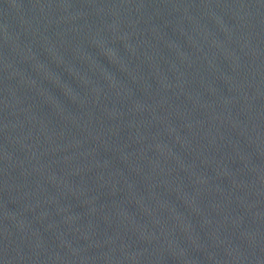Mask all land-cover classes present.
<instances>
[{
	"label": "water",
	"instance_id": "1",
	"mask_svg": "<svg viewBox=\"0 0 264 264\" xmlns=\"http://www.w3.org/2000/svg\"><path fill=\"white\" fill-rule=\"evenodd\" d=\"M0 264H264V0H0Z\"/></svg>",
	"mask_w": 264,
	"mask_h": 264
}]
</instances>
